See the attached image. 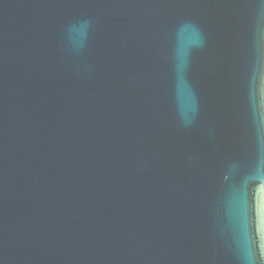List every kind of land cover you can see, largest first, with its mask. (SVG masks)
Masks as SVG:
<instances>
[{
	"label": "water",
	"instance_id": "obj_1",
	"mask_svg": "<svg viewBox=\"0 0 264 264\" xmlns=\"http://www.w3.org/2000/svg\"><path fill=\"white\" fill-rule=\"evenodd\" d=\"M124 2L0 0V264H259L248 224L264 165L226 157L210 193L180 148L194 130L258 136L255 28L242 10L199 9L153 40L145 21L160 10ZM189 50L191 75L171 77Z\"/></svg>",
	"mask_w": 264,
	"mask_h": 264
},
{
	"label": "snow or ice",
	"instance_id": "obj_2",
	"mask_svg": "<svg viewBox=\"0 0 264 264\" xmlns=\"http://www.w3.org/2000/svg\"><path fill=\"white\" fill-rule=\"evenodd\" d=\"M118 6L132 7L140 9L160 10L159 14L145 21V34L158 38L162 33L168 19L172 14L186 13L194 15L195 10L212 8L239 9L243 12V20L249 28L254 27L259 36V53L255 60L249 58L245 68V91L251 80L255 79L257 70V61L259 74L264 77V0H127L124 3H117ZM196 16V15H195ZM191 27V25H187ZM153 40H145L143 47L138 53L141 71L147 81L155 82V57L150 49L153 46ZM138 47H140L138 45ZM194 58L189 50L185 54L183 62L176 63L174 58L169 59L168 71L171 75L180 77L191 75ZM196 130L190 136L185 138L180 145L181 150L190 151L194 154L197 161L194 170L200 176L202 181H207L203 186L210 193H214V179L217 173V165L226 157H232L239 161L241 166L259 163L264 165V116L259 121V134L250 143L240 146L235 141L229 140L219 133L213 135L210 139L204 134L198 138L195 135ZM249 232L255 239L256 252L259 254V264H264V247L261 241H264V210H261L259 218L255 214V209L249 215Z\"/></svg>",
	"mask_w": 264,
	"mask_h": 264
}]
</instances>
